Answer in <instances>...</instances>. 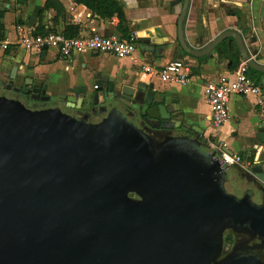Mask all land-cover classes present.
<instances>
[{"label": "water", "instance_id": "water-1", "mask_svg": "<svg viewBox=\"0 0 264 264\" xmlns=\"http://www.w3.org/2000/svg\"><path fill=\"white\" fill-rule=\"evenodd\" d=\"M188 5L182 0L177 19L183 51L198 58L225 41L230 51L233 41L264 86V63L239 32L224 31L203 47L186 42ZM106 82L95 79L79 101L112 99L113 82ZM152 87L135 96L123 87L120 96L142 98L147 119L168 120L172 109L156 103ZM258 131L262 143L264 126ZM226 168L217 150L205 152L194 140L155 145L127 122L84 123L0 97V264H264L232 254L214 263L226 228L264 240V168L255 164L246 175L258 183L260 205L251 192L225 193Z\"/></svg>", "mask_w": 264, "mask_h": 264}, {"label": "crops", "instance_id": "crops-1", "mask_svg": "<svg viewBox=\"0 0 264 264\" xmlns=\"http://www.w3.org/2000/svg\"><path fill=\"white\" fill-rule=\"evenodd\" d=\"M49 2L48 6L46 2ZM124 13L126 32L118 28L116 15L100 17L86 6L74 0H0L3 10L5 39L8 47H0V80H13L16 86H42L51 96L74 97L93 89L94 80L109 77L116 80L118 88L134 92L138 87L152 84V89L175 115H179L195 131L210 138L212 146L234 153L251 161L250 170L256 165L264 168V142L258 143L259 120L253 96H231L226 122L212 129L210 106L205 95V85L227 75L240 62L235 43L230 51L226 41L220 49L209 55L193 57L183 51L177 38V19L182 0H119ZM243 16L244 31L238 19ZM68 25H76L78 35L99 32L121 38H134L136 62L129 58L118 59L111 54L79 52L62 56L55 48L39 53L28 52L15 45L20 34H41L62 31ZM235 30L244 38L248 49L258 54L264 63V0H189L183 32L188 44L203 47L218 34ZM77 35V36H78ZM0 42V44L2 43ZM223 49V53L221 52ZM184 60L190 66V77L184 84L161 80L156 74L142 70V65L160 69L173 60ZM236 60L238 64L235 65ZM264 91L258 81L259 74L248 73ZM238 172L253 199L262 198L255 184L245 179L247 173L237 165H229Z\"/></svg>", "mask_w": 264, "mask_h": 264}, {"label": "flooded vegetation", "instance_id": "flooded-vegetation-1", "mask_svg": "<svg viewBox=\"0 0 264 264\" xmlns=\"http://www.w3.org/2000/svg\"><path fill=\"white\" fill-rule=\"evenodd\" d=\"M99 78H106V88L110 82H113V91H115L112 99H108L101 104L94 105L85 98L79 101V95H75L74 98H62L48 95L46 91L42 94L41 91L44 89L42 86L25 85L24 82L19 86L14 83L9 85V79L6 81L0 80V88L4 92V94L0 93V97L6 100L19 101L30 111L57 109L66 116L84 123L98 124L106 120L127 122L135 126L144 137H149L155 145H160L166 141H178L182 138L183 140L197 141L205 152L217 150L218 153V147H209L210 143L212 144L210 138L203 137L179 115L172 114L173 111L170 112L171 116L168 120L161 118L147 119V106L142 102V98V101L139 97L136 100L134 98H122L120 96L122 88L117 87L115 79L102 76L96 79ZM138 91L139 88L137 87L133 92L134 96ZM154 97L157 104L163 103L157 95ZM245 179L249 184L258 186V183H253L250 177L246 176ZM128 196L132 199L140 198L135 192H128ZM255 204H262V198ZM231 254L236 258H256L264 263V240L251 230L241 229L239 231L226 228L223 231L221 253L214 263Z\"/></svg>", "mask_w": 264, "mask_h": 264}, {"label": "built area", "instance_id": "built-area-1", "mask_svg": "<svg viewBox=\"0 0 264 264\" xmlns=\"http://www.w3.org/2000/svg\"><path fill=\"white\" fill-rule=\"evenodd\" d=\"M15 45L28 52L39 53L45 49L55 48L62 56L69 57L79 52L106 53L118 59L129 58L136 62V44L134 38H121L115 35H104L92 32L87 35L67 36L62 31H48L44 34H20ZM8 47L7 43L1 44ZM142 70L149 74H156L161 80L184 84L190 77V66L184 60H173L160 69L149 65H142ZM249 67L246 61H241L227 75L216 80L208 81L205 85V95L210 106V121L212 129L223 125L228 116V103L233 95L255 98L259 120L264 124V91L248 75ZM218 160L223 166L237 165L250 173L251 161L241 156L219 149Z\"/></svg>", "mask_w": 264, "mask_h": 264}, {"label": "trees", "instance_id": "trees-1", "mask_svg": "<svg viewBox=\"0 0 264 264\" xmlns=\"http://www.w3.org/2000/svg\"><path fill=\"white\" fill-rule=\"evenodd\" d=\"M76 3H80L84 6H86L88 9H90L93 13L97 14L100 17H111L113 15H116L119 19L118 28L122 32H126V27L124 25V13L123 8L119 0H74ZM49 2H46L45 6H48ZM3 16L4 12L3 10H0V42H2L5 39V27L3 24ZM238 19L240 21V25L244 31H246V27L242 22L243 16L240 12H238ZM43 31H40L41 34ZM64 33L67 36H77L79 34V29L76 25H68L64 29ZM36 34V32L34 33ZM238 64V61L236 60L235 65ZM251 74H255V72L251 69H249ZM252 78V77H251Z\"/></svg>", "mask_w": 264, "mask_h": 264}, {"label": "rangeland", "instance_id": "rangeland-1", "mask_svg": "<svg viewBox=\"0 0 264 264\" xmlns=\"http://www.w3.org/2000/svg\"><path fill=\"white\" fill-rule=\"evenodd\" d=\"M3 43V42H2ZM1 43V44H2ZM0 44V47L2 48ZM3 61V58L0 59V63ZM250 71L248 70V73ZM249 75V74H248ZM250 76V75H249ZM251 77V76H250ZM255 82V81H254ZM2 89L0 88V93L4 94V92L1 91ZM7 94V93H5ZM8 95V94H7ZM203 137H205L203 134H201ZM212 146V144L210 143L209 147ZM211 148H214L213 146ZM226 181H223V189L225 191V193H227L228 195H231L233 197H235L236 199H240L242 198L246 193L243 192L244 189L246 188L245 183L241 180L240 176L238 175V172L236 170L232 168H230L227 172V176H226ZM256 198L253 199L252 201L254 203L258 202V197L255 196Z\"/></svg>", "mask_w": 264, "mask_h": 264}]
</instances>
